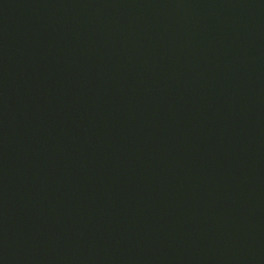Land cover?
<instances>
[{
    "label": "water",
    "instance_id": "1",
    "mask_svg": "<svg viewBox=\"0 0 264 264\" xmlns=\"http://www.w3.org/2000/svg\"><path fill=\"white\" fill-rule=\"evenodd\" d=\"M0 264H264V0H0Z\"/></svg>",
    "mask_w": 264,
    "mask_h": 264
}]
</instances>
